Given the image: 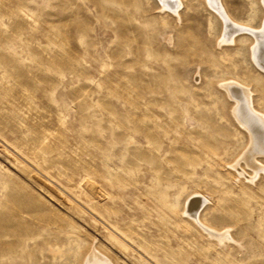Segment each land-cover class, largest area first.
Segmentation results:
<instances>
[{"label":"rangeland","instance_id":"obj_1","mask_svg":"<svg viewBox=\"0 0 264 264\" xmlns=\"http://www.w3.org/2000/svg\"><path fill=\"white\" fill-rule=\"evenodd\" d=\"M179 1L0 0V264H264V172L233 178L250 141L223 89L264 112V70L208 0Z\"/></svg>","mask_w":264,"mask_h":264},{"label":"bare ground","instance_id":"obj_2","mask_svg":"<svg viewBox=\"0 0 264 264\" xmlns=\"http://www.w3.org/2000/svg\"><path fill=\"white\" fill-rule=\"evenodd\" d=\"M159 2L164 7V9L170 10L179 15V12H177L180 6L179 0H159ZM208 2L217 16L221 19L220 21L222 23L223 30L222 36L224 37L223 40L236 42L235 36L240 32H244L250 38L248 48L249 58H253V60L260 65V69L264 70V0H259L263 9V17L257 28H253L252 26L247 25H239L237 24V22L235 23L234 21H232L234 19H232L227 13L222 4V1L208 0ZM236 81L230 80L226 82L223 85V89L226 93V97H228L234 105L232 110V115L235 118L234 120L243 130L247 132L249 136L248 141L250 142L245 147V150L240 153L234 160L235 162L233 161L234 163L229 164V167L232 170L233 178L235 180L244 178L252 182L254 181L256 176L258 177V174L264 172V164L262 163V160L260 158L261 156H263L264 159V112L255 107L252 91L249 88L244 87V85H241V82L238 83ZM246 169H249L250 173H247ZM40 175L45 180V182H48L47 176H45L41 172ZM202 198H204L202 195L196 193V195L191 196V198L187 202L186 213L191 215L195 219L197 206L199 203H201V200H203ZM72 201L77 203L75 199H72ZM201 226L208 233V235L215 237L217 240L224 241L231 239L230 234L221 235L224 232L220 234L216 229L208 227L207 225H204L202 223ZM105 229L109 236L115 237L116 232L110 226L105 225ZM91 246L94 247L95 245ZM84 263L110 264L107 260H104L102 255L96 252L90 255Z\"/></svg>","mask_w":264,"mask_h":264}]
</instances>
